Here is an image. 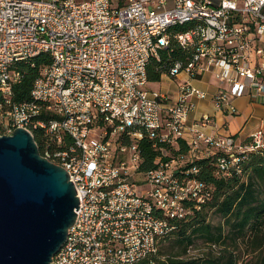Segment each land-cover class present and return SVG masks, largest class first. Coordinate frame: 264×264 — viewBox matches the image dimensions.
Instances as JSON below:
<instances>
[{
	"label": "built area",
	"instance_id": "1",
	"mask_svg": "<svg viewBox=\"0 0 264 264\" xmlns=\"http://www.w3.org/2000/svg\"><path fill=\"white\" fill-rule=\"evenodd\" d=\"M173 41L189 52L163 74L184 75L175 96L147 89L149 62ZM42 54L49 63L28 99L15 101L19 65ZM205 74L217 80L221 115H235L241 96L264 104V0H0V136L22 128L37 137L79 199L53 264H140L186 219L189 202L201 209L211 198L185 161L215 157L230 177L264 150L260 128L245 140L204 134L209 115L189 125L192 98L207 96L189 81ZM144 139L155 149L181 139L187 154L162 152L144 169Z\"/></svg>",
	"mask_w": 264,
	"mask_h": 264
},
{
	"label": "trees",
	"instance_id": "2",
	"mask_svg": "<svg viewBox=\"0 0 264 264\" xmlns=\"http://www.w3.org/2000/svg\"><path fill=\"white\" fill-rule=\"evenodd\" d=\"M189 52L181 49L174 41L160 52L159 61L152 59L147 67L149 83L161 82L163 74L169 72L175 60H187ZM47 55H40L32 63L20 64L21 82L14 89L13 99H28L34 79L49 63ZM2 97L0 95V103ZM39 144V139L35 137ZM152 141L144 139L141 151L143 168L154 166V160L162 152L166 156L187 154L188 147L181 139L174 145H159L155 149ZM41 151V149H40ZM198 167L197 178L211 187V198L202 205L189 202L191 210L186 219L179 222L170 237H166L157 252L145 258L140 264H264V150L249 153L241 163V172L230 177L218 173L215 157L184 162L183 169ZM215 214L220 222L213 224L209 215ZM200 237L206 243V250L194 255L189 251L195 239ZM168 242L169 247H163ZM178 246L180 251L166 254V249Z\"/></svg>",
	"mask_w": 264,
	"mask_h": 264
},
{
	"label": "water",
	"instance_id": "3",
	"mask_svg": "<svg viewBox=\"0 0 264 264\" xmlns=\"http://www.w3.org/2000/svg\"><path fill=\"white\" fill-rule=\"evenodd\" d=\"M67 175L27 130L0 136V264H53L79 207Z\"/></svg>",
	"mask_w": 264,
	"mask_h": 264
},
{
	"label": "crops",
	"instance_id": "4",
	"mask_svg": "<svg viewBox=\"0 0 264 264\" xmlns=\"http://www.w3.org/2000/svg\"><path fill=\"white\" fill-rule=\"evenodd\" d=\"M184 75H180L176 81H171L170 85L172 87H161L166 77H163L161 82L158 83H148L147 89L163 90L168 92L172 96L176 95L177 83L184 79ZM190 84L198 89L206 92L207 96L203 99L192 98L195 106L190 112L188 123L191 125L194 121H197L202 115H209L212 119V124L210 126L199 128L206 135H222L231 134L238 139H245L249 135L257 130L262 129L264 131V104L259 102H254L250 100L249 97L241 96L234 100V105L237 112L233 116H224L216 109L214 99L218 89V83L215 77L211 74L201 75L198 79H193L189 81ZM151 84H157L156 89L150 88ZM227 123V131L224 132L222 124Z\"/></svg>",
	"mask_w": 264,
	"mask_h": 264
},
{
	"label": "rangeland",
	"instance_id": "5",
	"mask_svg": "<svg viewBox=\"0 0 264 264\" xmlns=\"http://www.w3.org/2000/svg\"><path fill=\"white\" fill-rule=\"evenodd\" d=\"M77 1H83V0H77ZM171 80L167 79L163 81V84L161 85V87H167L170 86L172 87V85H170ZM158 87L157 84H151L150 88L152 89H156ZM209 220L213 223V224H217L218 222H220V218L218 216H216L215 214H210L209 215ZM171 245V243L169 244L168 242L164 243L162 246L163 247H169ZM206 243L203 242V240L198 237L195 239L194 245L192 246V248L189 251V255H194L196 253H200V251L206 250ZM180 251V248L178 246H174L173 248H169V250L166 249V254H172V253H176Z\"/></svg>",
	"mask_w": 264,
	"mask_h": 264
}]
</instances>
